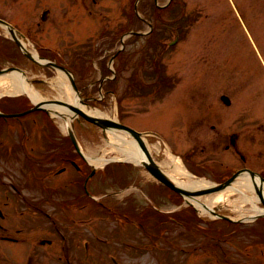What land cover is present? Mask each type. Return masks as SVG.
Listing matches in <instances>:
<instances>
[{
  "label": "rangeland",
  "instance_id": "rangeland-1",
  "mask_svg": "<svg viewBox=\"0 0 264 264\" xmlns=\"http://www.w3.org/2000/svg\"><path fill=\"white\" fill-rule=\"evenodd\" d=\"M95 1L0 0V18L17 28L30 51H41L66 64L83 88L101 73L111 75V69L117 70L116 81L109 83L116 92L109 91L87 105L137 131L159 135L162 140L147 136V141L160 165L168 161L169 146L194 176L213 182L230 177L229 133L241 132L249 118L250 133H258L256 123H264V0H172L150 18L142 6L141 14L156 27L150 37L126 38L122 59L112 66L107 60L120 47V32L133 27L129 19L133 0ZM167 2L158 0L159 4ZM137 27L149 30L146 23L137 22ZM6 35L9 33L0 25V68L17 63L29 83L32 78L43 79L33 83L43 98L60 97L66 90L61 81L70 85L68 76L25 61ZM6 90L13 91L10 81H0V93ZM222 95L230 102L225 103ZM57 123H62L59 118ZM75 130L85 155L119 156L111 148L108 131L103 133L87 121L77 124ZM65 131L61 126L58 137ZM115 132L133 140L126 132ZM97 169L96 178L90 180L96 196L129 184L122 193L108 195L106 201L124 200L123 195L129 193L126 197L131 200L163 202L162 207L170 209L176 205L182 207L180 216L196 217L194 209L182 205L179 194L155 184L142 166ZM239 196L233 192L230 199L238 201L222 203L219 212L234 219L250 214L246 209L251 203L239 201ZM200 214L210 217V212ZM241 225L246 234L254 233V229H264V220Z\"/></svg>",
  "mask_w": 264,
  "mask_h": 264
},
{
  "label": "flooded vegetation",
  "instance_id": "flooded-vegetation-1",
  "mask_svg": "<svg viewBox=\"0 0 264 264\" xmlns=\"http://www.w3.org/2000/svg\"><path fill=\"white\" fill-rule=\"evenodd\" d=\"M130 16L133 27L120 32L119 41L127 31L141 30L137 22H150ZM145 34L132 35L137 41ZM100 75L80 88L94 102L116 92L109 82L117 75ZM32 107L25 92L0 94V264H264L263 228L246 234L228 218L195 211L196 217L186 218L182 207L126 194L104 200L124 187L94 195L90 180L98 170L74 154L70 138L58 137L51 109ZM246 125L229 133V175L242 171L240 177L264 179V123H256L258 133Z\"/></svg>",
  "mask_w": 264,
  "mask_h": 264
},
{
  "label": "bare ground",
  "instance_id": "bare-ground-1",
  "mask_svg": "<svg viewBox=\"0 0 264 264\" xmlns=\"http://www.w3.org/2000/svg\"><path fill=\"white\" fill-rule=\"evenodd\" d=\"M4 80L10 81L11 88L14 92L27 91L32 96L33 99L40 98L39 93L32 87V85L27 80H25V78L20 76L18 73L9 72L4 75H1L0 81H4ZM61 82L62 84L66 85L65 86L66 90H64L63 94L60 95V97H57V99L73 102L76 96H74V92H72L71 86L66 84L64 80H62ZM78 104L83 111L89 114L97 115V116H107V114L103 113L98 108L88 106L87 104H80V103ZM66 124L70 125V119L67 120ZM108 132H109L108 134H110L108 141L111 145V148L117 151L119 153V156L106 157L104 154H101L100 156H88L90 162H93L95 165H102L105 161L108 160V158H121V159H128L134 162H138V160L143 157V152L136 141L129 140L123 134L117 133L115 131L108 130ZM143 140L147 144L145 137L143 138ZM166 153L168 156V161L167 160L163 161L161 165L167 167V169H164L163 167L162 168L176 184L190 189L205 188L213 184L208 179H205L203 177H196L192 175L182 164V162L178 159V157L175 156L170 150H168V152ZM252 185L253 184L249 179L241 178L236 181H232L231 184H229L228 186H226L221 190H218L214 193L205 194L206 196L204 199L196 197V198H190V201L193 202L200 209L201 212H208L206 207L208 208H212L214 206L218 207L222 203L223 204L229 202L235 203L236 201H238L236 199L234 200L230 199L233 192H237L240 195L239 201L242 202L248 201L251 203L250 208L246 210L250 214H254L263 209H261L257 204L258 197L257 195L254 194ZM261 188L264 194V187L261 186ZM244 190L245 192L249 191L251 195L245 193Z\"/></svg>",
  "mask_w": 264,
  "mask_h": 264
},
{
  "label": "water",
  "instance_id": "water-1",
  "mask_svg": "<svg viewBox=\"0 0 264 264\" xmlns=\"http://www.w3.org/2000/svg\"><path fill=\"white\" fill-rule=\"evenodd\" d=\"M0 24L5 25V27L9 30L13 40L17 43L19 48L22 50V52L28 58H30L34 62L39 63L40 65L54 67V68L62 71L63 73H65L70 80L71 87L75 91L76 97H75V100L73 103L62 100V99H54L51 101L43 100L40 102H36L34 108L47 106V104L51 102V103L63 108L64 110H66V113H63L61 111H58L57 109H53V112H56L60 117H62L65 120H67V118L73 119V117L82 116L87 121L94 123V124L98 125L99 127H101L103 132H106V130H111V131L112 130H120V131L129 133L137 141L139 147L141 148V150L143 152V159H141V163L149 170V172L156 179H158L163 184L167 185L168 187H170L171 189H173L174 191H176L177 193L182 195V197L184 198V200L188 204H192V202L190 201V198H196V196L206 194V193H210V192H214V191H218V190L225 188L226 186L231 184L232 181L239 174V172H236L235 174H233L232 176L228 177L227 179H225L224 181H222L220 183H213L212 185H210L208 187L200 188V189H190V188L183 187L181 185L176 184L157 165V163L152 158L145 142L143 141V138H142L143 133H141V132H139V131L127 126V125L120 123L118 120L110 119V118L104 117V116L92 115V114H89V113L83 111L79 107L78 102L84 103L87 100V98H83L80 95V92L77 89V86H76V83H75V80H74V77H73V74L71 73V71L67 67H65L64 65L58 64L55 61H51L48 59L41 58L39 55L34 56L33 54H31L27 50L24 43L19 39L16 30L9 23H7L5 20L0 18ZM9 69H11V68L0 69V73L8 71ZM221 98L225 103H229V99L226 95H222ZM70 122L73 125V121L71 119H70ZM69 135H70L73 143L75 144L77 151L81 152L79 149L76 137L74 135V132L71 128L69 129ZM258 179H259V184L262 185L264 183V179H262V178H258ZM253 180H254L253 182L256 186V181H255V179H253ZM255 192L258 196L259 202L263 205V207H262L263 210H260L256 213L252 214V215H249V216H244L243 218H240L239 221H249V220H254L256 218L264 216V194L262 192V188L256 186ZM208 209L210 211L216 213V215L219 217H227L226 215H221V214L217 213L216 209H210V208H208Z\"/></svg>",
  "mask_w": 264,
  "mask_h": 264
},
{
  "label": "trees",
  "instance_id": "trees-1",
  "mask_svg": "<svg viewBox=\"0 0 264 264\" xmlns=\"http://www.w3.org/2000/svg\"><path fill=\"white\" fill-rule=\"evenodd\" d=\"M170 6V5H169ZM149 11V13L154 14V13H158L159 9H157L155 6H153L152 8H148L147 9ZM111 83V82H109Z\"/></svg>",
  "mask_w": 264,
  "mask_h": 264
}]
</instances>
